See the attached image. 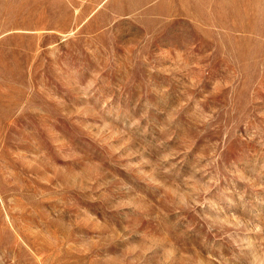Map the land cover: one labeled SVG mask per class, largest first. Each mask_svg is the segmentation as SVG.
<instances>
[{
	"label": "rangeland",
	"instance_id": "obj_1",
	"mask_svg": "<svg viewBox=\"0 0 264 264\" xmlns=\"http://www.w3.org/2000/svg\"><path fill=\"white\" fill-rule=\"evenodd\" d=\"M0 264H264V0H0Z\"/></svg>",
	"mask_w": 264,
	"mask_h": 264
}]
</instances>
